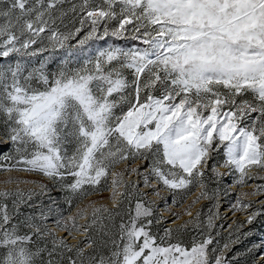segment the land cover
Wrapping results in <instances>:
<instances>
[{"label":"snow or ice","instance_id":"6c2138e0","mask_svg":"<svg viewBox=\"0 0 264 264\" xmlns=\"http://www.w3.org/2000/svg\"><path fill=\"white\" fill-rule=\"evenodd\" d=\"M252 168L264 170V0H0V183L17 185L0 188V264H233L249 233L234 221L217 239L220 185L264 180ZM13 172L52 181L69 214L49 224L52 209L29 203L48 184ZM248 195L228 211L251 224L264 200L252 211ZM23 205L34 211L19 219Z\"/></svg>","mask_w":264,"mask_h":264},{"label":"rangeland","instance_id":"374dc122","mask_svg":"<svg viewBox=\"0 0 264 264\" xmlns=\"http://www.w3.org/2000/svg\"><path fill=\"white\" fill-rule=\"evenodd\" d=\"M51 67H54V65H52ZM5 151H7V149H5ZM118 167H122V165ZM221 171H226V169H221ZM250 171L252 173L259 172L261 176H264V170L252 168L250 169ZM6 175H8V173L0 172V181H2ZM11 175L19 176L27 180L43 181L48 184L49 189L51 190L50 193L48 195H45L39 198L34 197L33 200L30 201L29 203L32 205H37V204L42 203L45 211H47L49 208L52 209V219L49 220V224H52L53 220L56 218L57 208L60 211H62L65 216L69 214L67 205L64 203V194L61 192V190L57 186H54L52 181H49L46 177H42L35 173L13 172L11 173ZM131 178L136 179L134 174ZM225 178H229L231 180L234 179L233 176L231 175L226 176ZM225 178L223 180V184L220 185V187L221 188L227 187L229 189V194L225 195L223 191L220 193V197H219L220 219L217 220V224L223 225V227L217 228V231L220 232V236L217 237V239L220 241L222 245L227 239L228 232L230 231V229L228 228V225L232 224L234 221L243 223V228L241 229V232L249 233V235H246V236L241 235L240 241L232 246V251L228 253V256L229 258L235 257V259L233 260V264H257L258 261L264 260V246L256 247L258 245H264V212H262L261 215L258 216L251 224H248L246 222V218L248 215L247 212H236L235 214H233L232 212L228 211V209L230 208L231 203L235 202L237 198V194L241 192L249 193V195L247 197H244V199L246 200L251 199L253 201H256V204L253 206L252 211H254L257 207H259V201L264 200V193H261L259 195H252L251 193L254 189V186L256 184L264 183V180H260V179L249 180L246 184L241 186V185L234 184L233 182L232 184H227ZM209 182L210 184H213L214 187L217 186L214 182L212 181H209ZM18 186L22 189H27L31 187V188H36L38 190V185L20 184ZM140 186L141 188H143L142 183ZM4 187L15 188L17 187V185L16 184L4 185L0 183V188H4ZM192 191L193 192L192 193L190 192L188 196L186 197L185 204L195 198V196L199 192V188L198 187L193 188ZM164 194L168 195L166 191L164 192ZM99 195H103L104 197H107L108 193L105 191L104 193L99 194ZM99 195L94 194L92 197H90V199H98ZM149 196L157 201L156 212L160 214L161 210L165 207L164 202L160 200L158 197L152 196V193L150 190H149ZM53 200L56 201L55 205L52 204ZM223 200L230 201L229 207L222 205ZM102 202L107 203L109 206H111L110 200L104 199ZM212 203L213 202L208 199H201L196 205L193 206L192 208L193 214H195L197 210H201L202 215L206 218L209 208H212ZM168 204L169 206L173 207V209L176 211H179L182 207V205H172L170 196L168 197ZM9 206L11 207L10 201H9ZM33 211H34L33 207H29L27 205L21 206V215L19 219H23L24 215L32 213ZM35 211H39V208H35ZM72 211H75V206H73ZM162 214L168 217V219L165 220L159 226L161 231L164 227L169 226L173 219L171 217V214L168 212H163ZM187 219H189V217L183 216L180 221H177V223H181L183 222V220H187ZM56 231L58 235H66V233L62 232L59 229H57ZM77 235L78 237H82L84 234L80 233ZM69 243L74 244L76 243V241L69 238ZM81 246L83 247L84 245H81ZM237 253H239L238 256H237Z\"/></svg>","mask_w":264,"mask_h":264},{"label":"trees","instance_id":"16d2710c","mask_svg":"<svg viewBox=\"0 0 264 264\" xmlns=\"http://www.w3.org/2000/svg\"><path fill=\"white\" fill-rule=\"evenodd\" d=\"M225 180H226V182H227V184H232V182H233V180H231V179H229V178H225ZM208 183H209V188L211 189V188H213L214 186H213V184H210V182L208 181ZM193 191H191V193H192ZM230 203V201L229 200H223V204L222 205H224V206H228L229 207V204Z\"/></svg>","mask_w":264,"mask_h":264}]
</instances>
